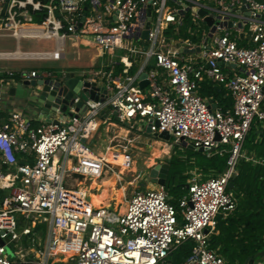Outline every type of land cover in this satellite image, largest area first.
I'll return each instance as SVG.
<instances>
[{"label": "built area", "instance_id": "built-area-1", "mask_svg": "<svg viewBox=\"0 0 264 264\" xmlns=\"http://www.w3.org/2000/svg\"><path fill=\"white\" fill-rule=\"evenodd\" d=\"M41 11L46 16L37 22ZM185 24L187 38L180 34ZM0 36L18 43L14 51H0V59L61 61L70 36L96 44L111 59L108 69L93 72L101 82L87 80L103 89L85 107L77 108L79 94L70 114L58 111L50 120L36 122L21 111L0 117V264H166L187 240L195 244L184 264H227L206 230L218 215L236 210L228 186L253 122L264 121V0H0ZM23 39L56 45L23 50ZM16 74L23 82L56 81L68 71L7 72ZM204 80L229 91L232 108H213L199 92ZM103 118L138 133L149 126L152 134L168 131L174 145L227 153V166L217 176L189 180L178 200L182 223L159 185L137 189L125 212L94 206L78 183H67L73 174L96 170L89 140ZM42 221L48 223L44 243L34 230Z\"/></svg>", "mask_w": 264, "mask_h": 264}, {"label": "trees", "instance_id": "trees-1", "mask_svg": "<svg viewBox=\"0 0 264 264\" xmlns=\"http://www.w3.org/2000/svg\"><path fill=\"white\" fill-rule=\"evenodd\" d=\"M45 16L46 13L41 11L36 14L35 20L40 22ZM187 28L188 24L180 26V34L185 38L189 37ZM214 91L223 108H228V99L222 97L224 91L217 88ZM259 129L258 124L253 122L243 146L246 156L251 159H240L238 172L232 178L233 187L228 188L237 198V208L226 217L218 215L219 233L210 236L211 247H219L220 254L229 264H243L248 257L264 249V130L259 132ZM227 159V153H209L174 145L165 186L170 202L178 209V200L187 193L189 180L196 174L201 176V180L221 174L227 166ZM178 220L182 223L179 209ZM194 244L193 240H187L174 250L171 255L173 264H184Z\"/></svg>", "mask_w": 264, "mask_h": 264}, {"label": "crops", "instance_id": "crops-1", "mask_svg": "<svg viewBox=\"0 0 264 264\" xmlns=\"http://www.w3.org/2000/svg\"><path fill=\"white\" fill-rule=\"evenodd\" d=\"M2 38H6L5 41L2 42L3 46H8V44L10 46H14L16 45L17 48V40L13 37L10 36H0ZM242 37V36H241ZM71 38V48L69 46H67V39ZM66 39L65 42V50H66V57L63 60H68V63H65V66H67L66 70L68 71V73H74L76 77L82 79V80H89L90 78L94 77L93 72L97 71L99 68L101 67H105L106 69H108V64L110 63V58H108L107 56L103 55L102 51L96 47L95 49H92L88 46H83L82 42L84 41L87 44L91 43L90 41L83 39V38H75V37H68ZM242 42H245L244 40ZM56 45V41L55 40H46V42L40 44L39 46L41 47V49L39 50H52ZM20 47L23 49L22 46V40L20 41ZM3 51V50H2ZM6 51V50H4ZM8 51H14V50H8ZM69 56V57H68ZM71 59V60H70ZM62 60V61H63ZM66 60V61H67ZM77 62H81V64H75L73 63V61ZM40 62L38 60H18V59H0V110H1V114L0 117H6L11 111H21L24 115L28 116L29 118L33 119L36 122H40V117L43 116L42 114V109L38 108L36 106V104L31 100V98L28 96V92L29 90L22 84V80H20L18 78V74L15 75L14 78H9V76L7 75V72L12 70L14 72H18L20 69L26 68L29 70H33V69H39L37 64L34 65H29L25 62ZM6 62H14V64L12 65H8ZM96 78V77H94ZM97 80H95L96 82L98 80H100V78H96ZM101 82V80H100ZM101 85V83L99 84ZM13 88V91L11 92L10 90ZM215 88H217L219 91L223 90L224 94H223V99L227 98L228 102L230 104V106L226 109L232 108L233 106V99L231 97V94L229 93V91H227L226 89L220 87V86H215L214 84L208 82L207 80H204L202 82H200V89L199 92L201 95H203L204 97L208 98L210 100V102L212 103V107L213 108H217V107H222L223 108V104H221L220 102V98L216 95V92L214 91ZM52 115H55L57 113H53L51 112ZM105 120V118L98 120L97 125L94 127L93 133L94 135L96 134V132L98 131L99 128H101L102 126L106 125V123H109L111 125H118L119 123H117L116 121H109V122H103ZM258 124L259 128V132H261L262 130H264V121H260L258 118L254 121ZM121 125V124H119ZM99 126V127H98ZM122 126V125H121ZM126 129V126H124ZM98 128V129H97ZM108 128L109 126L105 127V131L108 132ZM130 130V129H129ZM183 147V146H182ZM186 148V147H185ZM104 150V149H103ZM103 150H101L99 153H91V156L96 159V160H100L102 159L101 153L103 152ZM243 157H247L246 156V151H244V156ZM247 159H251L250 157H247ZM255 162H258L257 160H254ZM109 162H104L105 165H107ZM96 169L101 168V163L98 162V164L95 165ZM92 173V172H90ZM89 173V174H90ZM113 178L114 179L115 176L112 173ZM194 177H197L198 179H201V176L198 174H196ZM122 179V176L120 177L119 180ZM116 188V187H115ZM125 188V187H124ZM96 189V188H95ZM93 189V191L95 190ZM117 189V188H116ZM122 189V188H121ZM99 188L97 187V191H94L96 194L99 193ZM93 204H95V201H92ZM96 205V204H95ZM99 206V205H97ZM225 216V215H223ZM226 217V216H225ZM209 235H216L219 233L218 229H217V224L214 228L212 229H208ZM219 247L215 248V250H217L219 253ZM260 262H264V259L262 258L260 260Z\"/></svg>", "mask_w": 264, "mask_h": 264}, {"label": "rangeland", "instance_id": "rangeland-1", "mask_svg": "<svg viewBox=\"0 0 264 264\" xmlns=\"http://www.w3.org/2000/svg\"><path fill=\"white\" fill-rule=\"evenodd\" d=\"M206 30H208L207 26H204ZM203 29V27H202ZM6 38L0 37V51H8V50H15L16 45L10 46H3L2 42L5 41ZM46 42V40H40V39H23L22 40V46L23 50H39L41 47L39 46L40 44ZM71 38L67 39V46H71ZM83 46H88L92 49L96 48V44L94 43H89L86 45V43L83 41L82 42ZM148 44H146L147 46ZM71 48V47H70ZM69 57V56H68ZM67 60V59H66ZM66 60H61V61H40V62H25L29 65H34V64H39L38 68L40 70H48V71H53L56 74L61 73V71L66 70L67 66H65V63H68L69 59ZM71 60V59H70ZM1 63V62H0ZM9 66L14 64V62H6ZM75 64H81V62L73 61ZM121 124V123H120ZM122 125V124H121ZM121 125H111L109 123H106V125L102 126L101 128L98 129L96 134L94 135V138L89 140V145L92 146V150L94 153H99L101 150H103L106 146H111L114 148H118L122 151L121 148H124L128 146V152L129 154L137 159L135 166L133 167V170H128L122 174V179H115V184L114 187L117 189H121L126 187V196L121 199V202L118 203V205L115 204V201H111V205L114 206L119 212L124 211L123 209L127 207L128 201L134 194V192L137 189H149V188H155L157 187L156 184H153L150 179H149V173L151 169L156 166V164L166 162L168 161L172 154H173V147L174 144L173 142H166L164 140L159 139L158 137L154 136L152 133H148L144 130L142 132H137L133 131L137 134H141L143 136L149 137L154 140H161L165 142L167 145H169L170 153L168 156L165 157H159V156H153V150L151 147L152 144L149 141H145V144L143 146V150L138 149L137 147H131L129 145V142L125 140V135H124V129H126L124 126ZM143 125L146 126L145 122ZM109 126L108 132L105 131V127ZM150 148V149H149ZM145 149V150H144ZM153 161V162H151ZM117 171H119V168H117ZM132 171V172H131ZM113 178L112 176V171L109 168H105L103 172L100 175V178H98L99 183H103L104 180ZM86 177L79 176V175H72L69 180L67 185L68 186H77V183L79 184L80 182L85 181ZM87 182V181H86ZM112 187H109V190L112 191ZM97 191V188L94 190ZM124 199V200H123ZM90 200H94L93 198ZM23 225L25 222L22 223ZM27 225V224H26ZM38 232V239L41 238V242L46 241L47 233H48V223L46 222H38L35 229ZM7 253L11 259L16 258V253H15V248L13 246H10L7 248ZM168 259H172V256L170 255ZM264 259V258H263ZM60 263V262H57Z\"/></svg>", "mask_w": 264, "mask_h": 264}, {"label": "water", "instance_id": "water-1", "mask_svg": "<svg viewBox=\"0 0 264 264\" xmlns=\"http://www.w3.org/2000/svg\"><path fill=\"white\" fill-rule=\"evenodd\" d=\"M203 15L204 12L200 11ZM213 18H207L208 25L213 23ZM214 30V29H212ZM145 38L148 36V31L144 32L143 35ZM223 64V62H221ZM235 66V64H232ZM148 73L144 71L140 75V86L144 89L148 85L147 80ZM22 84L29 90L28 96L31 100L36 104L38 108L42 109L43 117L47 120L51 119V115L53 112L54 114L58 111L62 113L68 112V107L73 102V98L76 95L80 94L81 100L77 103V108L85 107L84 102L89 98H93L98 100L99 97L97 96L96 92L103 89V87H98L96 85L91 84L90 81L82 80L75 76L74 73H68L66 77L56 80L55 79H41V80H32V81H24ZM13 91V88L10 90ZM85 109V108H84ZM70 114V112H68ZM115 119L120 121L119 117L115 115ZM58 122V121H56ZM148 133H151V128L149 126ZM154 136L158 137L161 140L166 142L171 141V134L168 131H164L161 133H154ZM192 149V147H190ZM200 151H204L203 148ZM212 151V150H210ZM170 170V161L162 162L156 164L150 173L149 179L153 184L165 187L167 184V178ZM189 187V183L186 186ZM229 188L233 187V182L229 183ZM208 232V230H206ZM264 258V249L259 251L254 256L248 257L243 264H259L260 260ZM166 264H173L172 259H168ZM227 264L228 260H227Z\"/></svg>", "mask_w": 264, "mask_h": 264}, {"label": "bare ground", "instance_id": "bare-ground-1", "mask_svg": "<svg viewBox=\"0 0 264 264\" xmlns=\"http://www.w3.org/2000/svg\"><path fill=\"white\" fill-rule=\"evenodd\" d=\"M9 52V51H6ZM125 140L129 142L131 147H137L140 150H143L145 141H149L153 147V156L165 157L170 153L169 145L161 140H154L149 137L137 134L129 129H124ZM122 151L118 148L111 146H106L101 153L102 159L99 160L101 163V168L96 169L92 173H88L85 181L80 182L78 186L82 191H87L90 199H94L95 204L91 203L94 206H112L111 201H115V204L118 205L121 202V199L125 197L126 187L122 189H116L114 187L115 179H120L122 174L128 170H133V167L136 164L137 159L133 158L128 152V146L121 148ZM150 149V148H149ZM145 150V149H144ZM104 162H109L107 165ZM153 162V161H151ZM109 168L114 174V179H106L103 183H99L97 180L100 178V173L103 172L105 168ZM119 168V171H117ZM132 172V171H131ZM87 181V182H86ZM99 188V193H95L93 189ZM109 187H112V191L109 190ZM124 200V199H123ZM114 207V206H112ZM127 207H125L122 212H125ZM60 254V253H59ZM61 258L58 256L56 262H61Z\"/></svg>", "mask_w": 264, "mask_h": 264}]
</instances>
